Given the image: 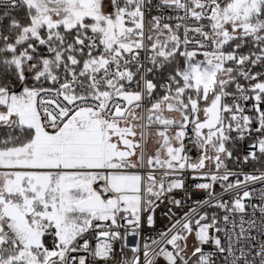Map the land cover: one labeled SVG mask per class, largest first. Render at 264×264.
<instances>
[{"label": "snow or ice", "instance_id": "6c2138e0", "mask_svg": "<svg viewBox=\"0 0 264 264\" xmlns=\"http://www.w3.org/2000/svg\"><path fill=\"white\" fill-rule=\"evenodd\" d=\"M0 264H264V0H0Z\"/></svg>", "mask_w": 264, "mask_h": 264}]
</instances>
